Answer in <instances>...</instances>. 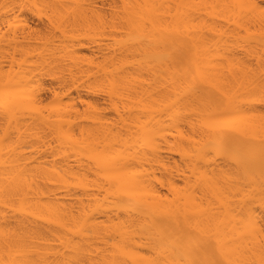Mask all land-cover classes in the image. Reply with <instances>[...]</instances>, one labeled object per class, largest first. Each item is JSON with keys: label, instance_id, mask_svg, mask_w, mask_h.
<instances>
[{"label": "bare ground", "instance_id": "bare-ground-1", "mask_svg": "<svg viewBox=\"0 0 264 264\" xmlns=\"http://www.w3.org/2000/svg\"><path fill=\"white\" fill-rule=\"evenodd\" d=\"M0 264H264V0H0Z\"/></svg>", "mask_w": 264, "mask_h": 264}]
</instances>
